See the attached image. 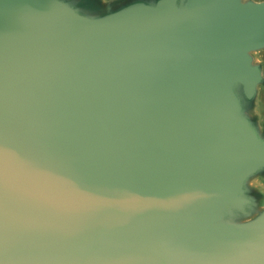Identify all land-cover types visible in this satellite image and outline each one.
Instances as JSON below:
<instances>
[{"label": "water", "instance_id": "obj_1", "mask_svg": "<svg viewBox=\"0 0 264 264\" xmlns=\"http://www.w3.org/2000/svg\"><path fill=\"white\" fill-rule=\"evenodd\" d=\"M0 264H264V0H0Z\"/></svg>", "mask_w": 264, "mask_h": 264}]
</instances>
